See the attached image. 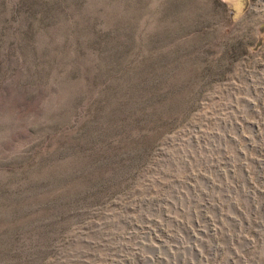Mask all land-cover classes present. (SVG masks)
<instances>
[{"label": "rangeland", "instance_id": "rangeland-1", "mask_svg": "<svg viewBox=\"0 0 264 264\" xmlns=\"http://www.w3.org/2000/svg\"><path fill=\"white\" fill-rule=\"evenodd\" d=\"M0 264H264V0H0Z\"/></svg>", "mask_w": 264, "mask_h": 264}]
</instances>
